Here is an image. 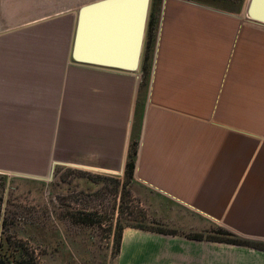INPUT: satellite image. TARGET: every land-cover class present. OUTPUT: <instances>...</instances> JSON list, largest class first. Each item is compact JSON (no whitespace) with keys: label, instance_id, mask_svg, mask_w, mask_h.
I'll return each mask as SVG.
<instances>
[{"label":"crops","instance_id":"obj_1","mask_svg":"<svg viewBox=\"0 0 264 264\" xmlns=\"http://www.w3.org/2000/svg\"><path fill=\"white\" fill-rule=\"evenodd\" d=\"M164 3L141 105L139 73L72 60V12L0 33V172L125 174L136 133L139 182L264 241V26ZM117 264H264V250L127 226Z\"/></svg>","mask_w":264,"mask_h":264},{"label":"rangeland","instance_id":"obj_2","mask_svg":"<svg viewBox=\"0 0 264 264\" xmlns=\"http://www.w3.org/2000/svg\"><path fill=\"white\" fill-rule=\"evenodd\" d=\"M93 1L0 0V33L42 15L70 11L73 17L81 6ZM166 1L160 0L157 27L162 2ZM202 1L238 11L246 19L248 0ZM154 45L155 41L150 67ZM138 73L143 78L142 70ZM150 76L151 68L148 86ZM148 86L140 91L139 105L146 99ZM0 173L8 176L7 180L0 177L2 216L8 222L1 230L15 250L24 251L28 259L35 258L30 259L31 264H117L120 225L146 224L179 235L215 226L226 228L142 184L135 175L126 181L124 174L70 166H56L44 179Z\"/></svg>","mask_w":264,"mask_h":264},{"label":"water","instance_id":"obj_3","mask_svg":"<svg viewBox=\"0 0 264 264\" xmlns=\"http://www.w3.org/2000/svg\"><path fill=\"white\" fill-rule=\"evenodd\" d=\"M152 3L153 0H96L81 6L76 13L72 60L141 72ZM245 12L250 21L264 26V0H248Z\"/></svg>","mask_w":264,"mask_h":264},{"label":"trees","instance_id":"obj_4","mask_svg":"<svg viewBox=\"0 0 264 264\" xmlns=\"http://www.w3.org/2000/svg\"><path fill=\"white\" fill-rule=\"evenodd\" d=\"M159 5L160 0H154L153 7L151 11V16L148 25L147 37H146V44L144 50V58L142 63V82L140 84V91H143L148 86V79L150 75V53L154 43L155 32L157 28V21H158V13H159ZM137 137L134 135L131 144L130 150L128 155V161L126 165V170L124 177L126 181H129L134 176L135 164H136V157H137ZM0 177L2 180H7L8 176L6 174H1ZM4 186V185H3ZM4 203V194L0 192V264H31L30 259L32 261L35 260L33 256L30 259L27 258L24 251L19 249H14L11 239L7 236L3 235L2 228L5 225H8V222L5 217L2 216V205ZM131 226V225H129ZM131 227L143 229L147 231L167 234V235H179L177 233L170 232L165 228L161 227H151L146 224H138L132 225ZM125 227L122 225L118 226V232L116 237V253L119 254L121 243H122V235L123 230ZM184 237L195 239V240H204V241H212V242H219V243H226L238 246H246L252 247L256 249L264 250V241H251L248 238L239 236L233 231H230L226 228L215 226L211 230L197 232L195 234H180Z\"/></svg>","mask_w":264,"mask_h":264},{"label":"bare ground","instance_id":"obj_5","mask_svg":"<svg viewBox=\"0 0 264 264\" xmlns=\"http://www.w3.org/2000/svg\"><path fill=\"white\" fill-rule=\"evenodd\" d=\"M247 15V14H246Z\"/></svg>","mask_w":264,"mask_h":264}]
</instances>
